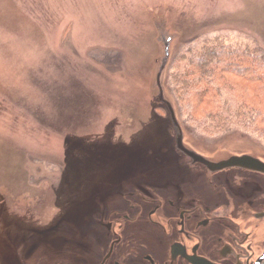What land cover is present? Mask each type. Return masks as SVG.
Segmentation results:
<instances>
[{
  "label": "rangeland",
  "instance_id": "obj_1",
  "mask_svg": "<svg viewBox=\"0 0 264 264\" xmlns=\"http://www.w3.org/2000/svg\"><path fill=\"white\" fill-rule=\"evenodd\" d=\"M156 20L176 36L163 87L184 143L216 160L264 149L240 132L195 133L168 88L172 60L204 39L248 40L264 57V0H0V264H64L85 244L75 219L125 164L168 180Z\"/></svg>",
  "mask_w": 264,
  "mask_h": 264
},
{
  "label": "flooded vegetation",
  "instance_id": "obj_2",
  "mask_svg": "<svg viewBox=\"0 0 264 264\" xmlns=\"http://www.w3.org/2000/svg\"><path fill=\"white\" fill-rule=\"evenodd\" d=\"M171 142L176 157L164 183L139 177L136 161L90 196L75 219L85 244L64 264H264V149L203 156L213 164L245 158L215 170Z\"/></svg>",
  "mask_w": 264,
  "mask_h": 264
},
{
  "label": "trees",
  "instance_id": "obj_3",
  "mask_svg": "<svg viewBox=\"0 0 264 264\" xmlns=\"http://www.w3.org/2000/svg\"><path fill=\"white\" fill-rule=\"evenodd\" d=\"M168 88L201 136L240 132L264 145V57L250 41L215 36L177 54Z\"/></svg>",
  "mask_w": 264,
  "mask_h": 264
},
{
  "label": "water",
  "instance_id": "obj_4",
  "mask_svg": "<svg viewBox=\"0 0 264 264\" xmlns=\"http://www.w3.org/2000/svg\"><path fill=\"white\" fill-rule=\"evenodd\" d=\"M155 28L158 34V41L162 43L163 46V57L159 62V67L155 76V83H154V89L156 91L154 100L161 104L168 113L169 123L173 132V144L176 147L178 151L183 153L185 156L192 159L194 162H201L206 164L211 169L220 170L229 168L236 164H241L240 162L243 161V157H230L228 160L219 162L217 164H213L211 162H208L206 158H204L201 155L196 154L190 147H188L184 143V135L182 127L179 124V121L177 119V115L174 109L173 104L167 98L164 92L163 87V78L167 69V64H169L170 61V46L172 41L176 38L174 35H170L166 29V25L163 20H156Z\"/></svg>",
  "mask_w": 264,
  "mask_h": 264
}]
</instances>
